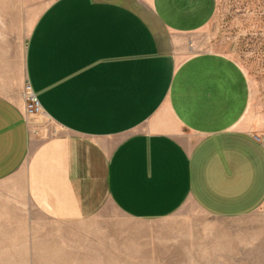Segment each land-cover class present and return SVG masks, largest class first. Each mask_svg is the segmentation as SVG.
Returning <instances> with one entry per match:
<instances>
[{
	"label": "crops",
	"instance_id": "crops-1",
	"mask_svg": "<svg viewBox=\"0 0 264 264\" xmlns=\"http://www.w3.org/2000/svg\"><path fill=\"white\" fill-rule=\"evenodd\" d=\"M36 3L21 58L0 54V239L29 237V214L74 224L110 206L152 224L263 206L251 84L195 50L215 0ZM25 84L45 121L25 114Z\"/></svg>",
	"mask_w": 264,
	"mask_h": 264
},
{
	"label": "rangeland",
	"instance_id": "rangeland-1",
	"mask_svg": "<svg viewBox=\"0 0 264 264\" xmlns=\"http://www.w3.org/2000/svg\"><path fill=\"white\" fill-rule=\"evenodd\" d=\"M36 1L0 0V54L21 58ZM197 38L195 50L226 54L245 72L252 90L245 128L264 145V0H215ZM28 216L29 237L0 239V264H264V204L239 218L198 212L152 224L127 220L110 206L74 224H38Z\"/></svg>",
	"mask_w": 264,
	"mask_h": 264
},
{
	"label": "built area",
	"instance_id": "built-area-1",
	"mask_svg": "<svg viewBox=\"0 0 264 264\" xmlns=\"http://www.w3.org/2000/svg\"><path fill=\"white\" fill-rule=\"evenodd\" d=\"M30 93V96H27V93ZM25 112L26 115H38L41 113L40 105L36 99V97L31 93L29 86L27 87V91L25 92Z\"/></svg>",
	"mask_w": 264,
	"mask_h": 264
},
{
	"label": "bare ground",
	"instance_id": "bare-ground-1",
	"mask_svg": "<svg viewBox=\"0 0 264 264\" xmlns=\"http://www.w3.org/2000/svg\"><path fill=\"white\" fill-rule=\"evenodd\" d=\"M30 95H31V94L28 92V93H27V96H30Z\"/></svg>",
	"mask_w": 264,
	"mask_h": 264
}]
</instances>
